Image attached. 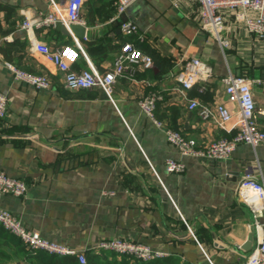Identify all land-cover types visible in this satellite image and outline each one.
<instances>
[{"label": "crops", "instance_id": "0c3cea01", "mask_svg": "<svg viewBox=\"0 0 264 264\" xmlns=\"http://www.w3.org/2000/svg\"><path fill=\"white\" fill-rule=\"evenodd\" d=\"M111 1L81 11L85 35L78 40L91 63L106 72L123 43H136V36L121 32V16L138 26L145 37L138 46L152 58L150 68L139 65L135 76L117 79L115 103L99 88L69 89L63 74L34 51L36 41L51 49L74 45L75 35L54 26L31 33L21 29L28 17L48 13L50 0H0V49L7 53L6 58L0 51V94L8 99L0 122V170L28 186L23 197L0 194V207L43 238L85 255L97 252L102 241L124 239L162 251L167 256L161 259L177 256L190 264H207L204 252L216 264L244 259L264 240V209L254 214L237 190L246 174L264 182V144L255 149L239 144L228 159L211 161L183 157L165 130L179 131L199 147L231 139L236 117L222 128L189 108L196 100L206 107L223 103L236 113L238 105L225 91L229 73L260 80L252 92L255 119L264 129V38L226 12L222 49L200 26L193 0H135L116 22H111L116 12L103 20L111 6L103 3ZM83 41L92 44L91 53ZM192 58L211 74L185 90L181 74ZM6 63L46 75L50 87L16 80ZM73 67L84 70L88 62L78 54ZM154 93L161 99L152 119L139 102ZM167 159L183 162L185 170L168 173ZM0 264H30L19 239L1 225Z\"/></svg>", "mask_w": 264, "mask_h": 264}, {"label": "built area", "instance_id": "2783aa9c", "mask_svg": "<svg viewBox=\"0 0 264 264\" xmlns=\"http://www.w3.org/2000/svg\"><path fill=\"white\" fill-rule=\"evenodd\" d=\"M51 1V10L38 17L24 20L21 29L31 33L34 29L42 27H53L57 22L66 27L71 25H85L81 17L84 0H66L60 4ZM135 0H117L115 2L116 16L111 22L122 15ZM199 5L198 19L203 29L213 33L222 49L227 42L222 39V32L225 27V13L234 12L235 19L242 23L247 30L260 39L264 38V0H193ZM121 32L126 36H136V41L142 42L145 37L140 34L138 26L132 21H122L119 24ZM35 52L41 54L44 59L52 63L62 74L64 84L71 90L79 89H101L108 99L114 102L113 86L117 79L128 74L135 76L136 67L142 65L144 68L152 66V58L136 46L135 42H126L121 45L117 53L113 67L106 71H99L87 57L80 41L74 37V46H63L58 49H51L44 42L33 43ZM82 54L88 62V68L84 70L75 69L74 63ZM7 68L12 72L15 79L32 85L38 89H48L51 85L46 75H38L19 69L11 63H6ZM210 68L198 58L187 60L183 65L180 82L183 89L189 90L200 80L210 76ZM226 93L232 101L238 105V111L233 113L226 104L218 103L212 107L201 106L198 101L191 100L190 109H197L200 117L205 120L213 119L215 123L225 128L235 117L237 118V132L231 138H222L199 147L197 141L185 137L179 131L166 129L167 141L174 146L183 157H194L204 160H225L228 159L239 144L249 145L256 148L264 144V129L259 126L255 119V100L252 86L259 83V79L246 76H235L229 73L224 79ZM161 99L158 94H150L144 97L139 105L141 109L152 119L156 103ZM8 99L0 94V122L7 113ZM185 164L174 159L166 160V171L168 173H182ZM28 190L27 184L18 178L8 175L0 170V194L23 197ZM242 203L248 206L254 214L264 209V182L260 183L252 174H246L240 181L237 190ZM0 225L2 228L16 236L31 253L46 251L60 256L74 255L80 264H87L85 253L67 246L49 241L41 236L39 231L27 228L23 222L8 210L0 207ZM201 246V245H200ZM202 248V246H201ZM97 251H111L118 255H126L144 262L161 259L167 255L162 251L124 239L102 241L96 248ZM203 250V248H202ZM207 264H216L204 252ZM233 264H264V240H261L251 252L241 260Z\"/></svg>", "mask_w": 264, "mask_h": 264}, {"label": "trees", "instance_id": "16d2710c", "mask_svg": "<svg viewBox=\"0 0 264 264\" xmlns=\"http://www.w3.org/2000/svg\"><path fill=\"white\" fill-rule=\"evenodd\" d=\"M54 1L56 2V0H54ZM97 1H99V0H88L86 2V4H84V5H86V7L90 11L95 10ZM116 1L117 0H112L108 4L103 3V8H107V5H109V4L111 5V6H108L109 11H107L106 14L103 15V20H107L112 15H114V13L116 12V7H115ZM72 44H74V43H72ZM82 44L84 45L86 52L88 51L87 53H89L90 52L89 48H90V46H92V44H89L86 41H83ZM136 44H137L136 46L139 49H141L138 46L140 43L136 41ZM68 46H74V45H68ZM0 51L4 55H6V58H7L6 51L2 50V49H0ZM80 55L83 56L82 54H80ZM8 60H9V58H8ZM246 77H249V75ZM19 243L25 249L26 259L28 260V262L30 264H80L78 261V258L74 255L60 256V255L48 253L46 251H37L36 253H31L29 250L26 249V247L24 246V244L20 240H19ZM86 257H87V264H190L188 262L182 261L181 258H179L177 256H171V257H168L165 259H156V260L144 262V261L126 256V255H118L114 252L103 251V250L97 251V252L96 251H88L86 253Z\"/></svg>", "mask_w": 264, "mask_h": 264}, {"label": "water", "instance_id": "95a60500", "mask_svg": "<svg viewBox=\"0 0 264 264\" xmlns=\"http://www.w3.org/2000/svg\"><path fill=\"white\" fill-rule=\"evenodd\" d=\"M123 16H121V19L119 21V23H121L122 21H125L124 18H122ZM54 29L64 35H70L73 34L75 35L78 39L83 38L85 35V28L81 27L79 25H71L69 28L66 27L65 25H63L60 22H57L54 25ZM252 241H253V236L250 235L248 242L246 243V245L243 247L244 250L248 251L250 250L251 246H252Z\"/></svg>", "mask_w": 264, "mask_h": 264}, {"label": "rangeland", "instance_id": "374dc122", "mask_svg": "<svg viewBox=\"0 0 264 264\" xmlns=\"http://www.w3.org/2000/svg\"><path fill=\"white\" fill-rule=\"evenodd\" d=\"M21 70H23V69H21Z\"/></svg>", "mask_w": 264, "mask_h": 264}]
</instances>
